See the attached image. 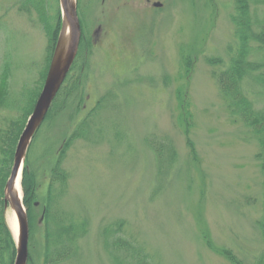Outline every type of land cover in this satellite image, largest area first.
Here are the masks:
<instances>
[{
    "label": "rangeland",
    "instance_id": "374dc122",
    "mask_svg": "<svg viewBox=\"0 0 264 264\" xmlns=\"http://www.w3.org/2000/svg\"><path fill=\"white\" fill-rule=\"evenodd\" d=\"M18 1L0 0V81L8 72L10 88V105L0 109V130L17 117L21 94L36 85L44 67L45 33L18 10ZM48 1L54 13L60 0ZM79 4L92 48L86 53L83 69L89 65L91 70L81 85L84 99L75 105V119L102 98L103 106L91 118L95 140H76L64 161L70 177L57 203L65 213L61 217L87 229L68 264H114L103 234L119 221H124V235L160 264H234L220 248L231 249L246 264H258L264 254L256 226L263 192L255 158L259 146L244 123L231 116L213 76L224 65L207 61H228V46L236 40L233 0ZM251 8L264 18V4ZM73 124L65 114L44 123L34 136L31 159L44 196L51 181L43 172L46 153L63 148ZM161 141L177 151L163 173L150 147ZM38 225L40 248L45 227Z\"/></svg>",
    "mask_w": 264,
    "mask_h": 264
},
{
    "label": "trees",
    "instance_id": "16d2710c",
    "mask_svg": "<svg viewBox=\"0 0 264 264\" xmlns=\"http://www.w3.org/2000/svg\"><path fill=\"white\" fill-rule=\"evenodd\" d=\"M49 2L48 0H19L17 2L18 10L42 28L47 45L44 67L39 73L36 85L23 91L21 94L23 99L17 105V117L10 121L7 129L0 130V195L2 196L0 200V264H14L16 258V242L5 217V186L11 172L18 141L42 90L61 30L60 6L57 3V9L53 13L50 10ZM80 2L81 0H79ZM233 3L234 13L231 15V20L235 26L236 40L228 46V61L226 63L222 57H209L207 61L212 66L224 65L222 70L214 71L213 76L231 116L244 123L259 146L255 158L263 176V192L261 197L262 213L256 221V226L264 240V18L254 16L251 8L252 3L259 6L264 4V0H233ZM81 10L79 4L82 39L77 58L41 125L43 127L44 123H51L65 114L70 122H75L71 134L65 135L62 140L63 148L53 155L51 154L52 150L46 153L45 157L48 160L45 162L43 172L48 173L51 178L46 196L40 193L42 183L39 181L38 168L34 166L31 159V150L35 144L37 133L25 162L22 184L24 203L28 210L30 223L28 264H68L71 257L77 254L80 241L87 233L84 223L80 226L61 217L65 213H60L57 204L70 177L69 171L64 167L67 150L76 140L88 142L95 140L90 136L91 118L97 109L103 106L102 98L91 112L84 117L75 119V115L78 113V108L75 105L84 99L81 85L84 83V78L88 79L91 70L88 63V69L86 70V67L83 69L86 65L87 50L92 48V43L85 32L86 22L81 16ZM190 65L191 62H188V66ZM77 69L80 71L79 76L74 75V71L76 72ZM8 81L9 75L6 72L0 81V109L10 105ZM70 109L73 111L69 115ZM187 133L189 134V131ZM188 143L192 152H195V145L191 139ZM150 147L160 172L163 173V165L170 167L176 161L177 151L171 142H152ZM164 158H168V161L166 162ZM38 209L42 210L40 218ZM39 223L45 227L44 243L40 248L35 241ZM103 236L104 247L114 264H160L154 260L145 246L124 235V221L115 222L107 227ZM210 243L212 242L210 241ZM220 252L234 264H246L239 255L229 248H220ZM258 264H264V254Z\"/></svg>",
    "mask_w": 264,
    "mask_h": 264
},
{
    "label": "water",
    "instance_id": "95a60500",
    "mask_svg": "<svg viewBox=\"0 0 264 264\" xmlns=\"http://www.w3.org/2000/svg\"><path fill=\"white\" fill-rule=\"evenodd\" d=\"M161 7V2L154 3ZM61 30L53 53L51 64L35 107L18 141L11 173L5 186V208L17 216V235L12 231L16 242L14 264H28L30 223L23 197L16 193L20 177L23 178L24 166L32 140L44 122L51 106L62 87L79 51L82 37L81 22L78 14V0H60Z\"/></svg>",
    "mask_w": 264,
    "mask_h": 264
},
{
    "label": "bare ground",
    "instance_id": "6f19581e",
    "mask_svg": "<svg viewBox=\"0 0 264 264\" xmlns=\"http://www.w3.org/2000/svg\"><path fill=\"white\" fill-rule=\"evenodd\" d=\"M16 193L17 195L21 198L23 197V188H22V177L19 178L17 186H16ZM8 219V223L12 229V231L15 233V235H17V225H18V220H17V216H15V214L11 215L8 214L7 216Z\"/></svg>",
    "mask_w": 264,
    "mask_h": 264
}]
</instances>
